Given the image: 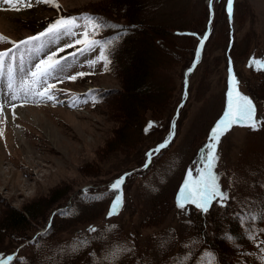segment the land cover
Wrapping results in <instances>:
<instances>
[{
  "label": "rangeland",
  "instance_id": "374dc122",
  "mask_svg": "<svg viewBox=\"0 0 264 264\" xmlns=\"http://www.w3.org/2000/svg\"><path fill=\"white\" fill-rule=\"evenodd\" d=\"M30 2L31 7L20 11L0 4V35L18 42L44 31L57 18L87 14L108 25L95 39L111 41L108 49L118 46L107 17L118 8L110 0H55L59 8L39 0ZM142 2L144 8L138 14L151 22L203 29L209 35L204 44L199 39L200 46L195 48L199 54L191 51L196 44L193 38L173 35L170 46L155 55L159 57L151 66L155 81L169 88L166 101L170 104L164 107L163 100L155 109L144 111L141 117L146 119L156 115L147 132L131 124L122 130L121 70L114 74L100 60L89 66L88 61L99 56L98 49L75 58L69 55L81 47L65 45L79 38L83 21L78 20L81 27L74 29L75 36L65 35L45 49L64 48L58 58L67 57L69 65L59 74L63 82L50 81L56 84L55 100H17L13 108L15 101L8 97L0 116V253L22 258L11 264H69L79 257L68 249L73 241L85 238L89 243L77 264H94L91 253L99 260L114 245L134 249L119 264H174L176 257L189 252L188 264H198L207 252L213 254V264H222L214 247L196 239L193 216L197 218L201 210L191 203L179 209L176 198L187 170L199 158L200 147L208 143L210 130L225 110L230 68L239 81V91L253 100L260 123L256 130L234 124L221 136L215 170L228 198L213 201V209H226L233 225L237 211L248 223L245 217L264 207V69L249 66L251 57L264 58V0H232L227 13L225 0H212L207 17L209 0ZM124 12L120 6L117 18ZM10 47L0 44V51ZM81 72L85 75L78 76ZM73 75L75 80L67 79ZM4 93L7 89L0 81V95ZM73 101L75 106H71ZM166 137L171 143L145 167L146 153ZM125 173L130 177L122 185L123 206L109 216L113 202L109 185ZM35 203L41 208L36 218L13 228L1 225L7 211L23 212ZM208 231L214 233L211 228ZM255 239V250L243 264H264L256 252L263 243Z\"/></svg>",
  "mask_w": 264,
  "mask_h": 264
},
{
  "label": "snow or ice",
  "instance_id": "6c2138e0",
  "mask_svg": "<svg viewBox=\"0 0 264 264\" xmlns=\"http://www.w3.org/2000/svg\"><path fill=\"white\" fill-rule=\"evenodd\" d=\"M39 2L59 8L55 0H39ZM231 3L232 0H228L229 12L231 11ZM0 4L7 6L8 10L13 11H20L22 7L32 6L30 0H0ZM211 4L212 0H209L210 8ZM78 20L83 21L82 27L84 31L79 34V38L73 44H66L65 47H75V45H81V47L77 48L75 53H70L69 55L75 58L77 54L83 55L86 52L98 49L99 56L96 60H89L88 64L93 66L100 60L104 62V66L107 68L110 62L107 49L112 42L95 39L100 30L108 26L107 22L101 18L87 14L80 17H60L50 23L44 31L18 42L0 35V44H11L10 48L0 51V81L3 82V86L7 89V93L0 95V116H3V110L9 102V96L11 101L23 100L25 103L34 98H39V100L47 99L48 101L55 100L56 84L50 81L63 82L59 78V74L69 65L67 64V57L60 56L58 58V53L63 52L64 48H57L56 51L51 52H45V49L65 35L75 36L74 29L81 27L78 24ZM111 27L117 28L120 26L112 25ZM204 38L206 37H202L201 40L203 41ZM42 53L43 55H41ZM249 66H258L260 69H264V58L251 57ZM229 71V91L226 94L225 110L210 130L208 143L201 148L199 158L194 160L192 166L187 170L186 179L176 198L179 209L183 210L187 204L191 203L202 212L207 213L213 201L223 202L228 198L227 193L221 191L219 173L215 170L216 162L220 159L217 145L220 143L221 136L229 131L234 124L248 126L256 130L260 123L256 118V106L253 100L239 91V81L231 74V68ZM77 75L83 76L85 73L81 72L77 73ZM67 79L75 80L76 75L68 76ZM71 106H75V101H73ZM12 107L15 108L16 105L12 104ZM14 118L15 114H13ZM153 126L154 122L150 121L145 131L147 132ZM173 134V132H170V136ZM170 143L171 139L166 137L163 143L158 144L156 148L146 153L148 160L144 166L147 167L152 157L159 153L161 149H165ZM127 175H130V173L124 174V176ZM124 176L118 177L109 185V189L113 193V202L108 212L109 216L118 214L119 209L123 206L122 185ZM61 214L65 213L62 212ZM245 219L250 222L264 221V207L259 213L250 212ZM89 231L95 232L96 229L90 228ZM260 232L264 233V229H260ZM250 235L255 238V231H252ZM88 243L89 240L87 238L77 239L73 241L68 250L72 252L78 251L87 246ZM185 247H190V245ZM133 250L126 245H114L99 260L95 259V253L90 255L94 257V264H118L123 255ZM261 251L262 260H264V244L261 245ZM190 255L191 253L189 252L186 256L176 257L174 264H188ZM212 257L213 254L207 252L201 257L198 264H213ZM16 259L22 258H17L12 254L5 256V254L0 253V264H11Z\"/></svg>",
  "mask_w": 264,
  "mask_h": 264
},
{
  "label": "trees",
  "instance_id": "16d2710c",
  "mask_svg": "<svg viewBox=\"0 0 264 264\" xmlns=\"http://www.w3.org/2000/svg\"><path fill=\"white\" fill-rule=\"evenodd\" d=\"M110 1L112 2V5L118 8L116 10H110V15L107 16L110 27L112 25H118L120 27H111L110 33L115 34L118 46L107 50L108 60L110 61L108 66H110V69L114 74H117L118 70H121L122 73L123 85L122 93L119 97L120 103L122 104V122L124 124L122 130L125 129L128 124H131L143 133L150 121L155 123L154 118L156 116L155 114H151L152 118L149 117L147 119L141 117L142 114H144V111L155 109L163 100L164 107L170 104L169 101H166V97L170 93L169 88L155 81L156 74L153 72V67H151L158 61L159 57H155V55L162 53L161 50L163 46H170V41L173 35L177 37L193 38L196 41L194 49L193 47L191 49V51H193L197 47L199 39L204 37L205 33L203 29L198 30L197 28L192 27L181 29L172 28L167 24L151 22L149 19L139 16V10L144 8L142 0ZM207 3L208 4H205L206 17L210 16V6L209 2ZM120 6L125 12L121 13L123 15L118 19L117 16ZM223 9L227 13L225 4ZM208 39L209 35H207L201 43L204 44ZM199 46L200 43L198 48ZM109 47H111V45H109ZM195 53L198 54V51L195 50ZM232 57L234 58L233 54ZM161 58L163 62L164 57ZM193 58L189 59L188 66H191ZM151 80L154 81V83H152ZM180 87H182V84ZM170 109L173 111L172 106ZM201 148L202 147H200V150ZM197 151H199V149H197ZM129 177V175L124 177V183L128 181ZM213 206L214 205L212 204L209 207L208 212L205 213L204 216V212L201 211H197V218L196 216H193V223H195L193 229L196 234V239L201 244L211 248L214 247L215 249H212L218 252L219 261L222 264H225L226 262H229L230 264H243V262H246L247 258L251 256V253H253L254 242L250 235L252 231H255V237L258 238L255 240H259L260 243L264 244V233L260 232V229H264V221L257 220L255 222H250L245 219L248 223H244V214L237 211L236 221H234L232 225V223H230L231 214H227L226 209L215 210L213 209ZM40 210L41 208L36 203L27 205L23 212L11 209L9 212H6L4 218L2 217L1 225H8L12 228L17 227L18 225L25 223L28 218H36L39 215ZM260 211L261 209H259L257 213ZM86 212L87 211H84V213ZM241 215H243V217ZM203 220H207L205 221V225H203ZM230 225H232V230L229 229ZM48 228L39 234H44L49 230ZM208 228H211L214 233H210ZM225 241L228 242L230 246ZM249 245H251V248L248 247ZM227 246H229V248ZM245 247H248V249ZM237 248H239V250L236 254L234 253V250ZM85 251V249L81 248L75 253H72L75 257H79V259L70 262L67 261V263L77 264ZM90 252L91 250L89 249L87 254ZM256 252L258 253V257L262 259V251L258 250ZM233 254L236 257L232 259ZM49 264L62 263L59 261V263L49 262Z\"/></svg>",
  "mask_w": 264,
  "mask_h": 264
},
{
  "label": "bare ground",
  "instance_id": "6f19581e",
  "mask_svg": "<svg viewBox=\"0 0 264 264\" xmlns=\"http://www.w3.org/2000/svg\"><path fill=\"white\" fill-rule=\"evenodd\" d=\"M154 30H155V29H154ZM163 32H164V31H163ZM19 102H20V101H19ZM19 102H18V101H17V102L15 101L14 104L19 103ZM5 107H6V106H5ZM6 113L8 114L9 119L12 118V115H11V112H10V111H7Z\"/></svg>",
  "mask_w": 264,
  "mask_h": 264
}]
</instances>
